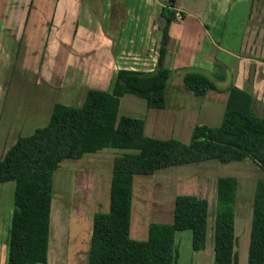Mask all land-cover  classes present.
Instances as JSON below:
<instances>
[{
  "label": "trees",
  "instance_id": "obj_1",
  "mask_svg": "<svg viewBox=\"0 0 264 264\" xmlns=\"http://www.w3.org/2000/svg\"><path fill=\"white\" fill-rule=\"evenodd\" d=\"M169 3L161 10L164 42L176 15L174 0ZM165 52L166 44L152 72L120 69L110 90L88 89L77 106L56 103L46 126L18 137L0 158V184L13 183L14 188L7 264H47L53 175L66 160H80L106 148L121 152L113 161L109 209L93 215L87 264H177L175 236L184 230L192 232L195 252L205 249L209 202L196 195H177L172 222L150 223L147 240L130 236L134 176L209 160L230 164L248 159L264 171V114L257 111L249 90L231 84L221 124L196 125L188 143L146 136L144 118L119 114L126 94L145 99L150 109L165 108V89L177 76L194 96L222 90L217 80L222 82L223 77L212 79L195 68H164ZM237 192L236 177L217 178L213 264H239ZM247 264H264V178L255 184Z\"/></svg>",
  "mask_w": 264,
  "mask_h": 264
},
{
  "label": "crops",
  "instance_id": "obj_2",
  "mask_svg": "<svg viewBox=\"0 0 264 264\" xmlns=\"http://www.w3.org/2000/svg\"><path fill=\"white\" fill-rule=\"evenodd\" d=\"M169 2L170 0H0V77L3 78L5 71H12L7 81H0V99L3 100L7 94L12 74L21 70L24 80L19 87L38 81V86L41 84L57 93L59 89L54 84L60 79L58 84L62 83L64 87L61 90H74V95L79 87L85 88L84 100L88 89L110 90L120 69L145 73L156 70L160 52L166 44L162 61L164 68L171 71L195 68L212 79L223 77L222 82L217 80V85L222 90H208L204 96H194L185 87L182 76H177L165 89L166 108L150 109L146 103L147 110L141 116L124 113L123 105L125 108L129 107L128 113L136 109V101H124L129 95L126 94L120 100L119 114L144 118L146 136L158 139L176 138L185 143L190 141L192 129L196 125L219 126L228 98L227 88L231 84L251 91L252 80L257 85L264 83V28L257 23L260 14L257 9L248 14L242 40L245 51L239 55L231 53L234 61L230 64L224 57L223 62L217 60L221 48L211 30L214 20L212 10L216 0H174L173 10L184 16H181V20L175 17L170 26L169 37L164 42L165 19L161 16V10ZM226 2L227 0L217 1L219 9ZM256 2L262 3L264 0H251L253 8ZM33 19L36 24L43 21L40 25L47 36L43 45L44 51L47 50L46 59L44 52L37 68L36 62H33L36 68L34 71L27 69L29 66L26 65L25 58L23 63H17L12 57L13 52L20 50L22 45V50H25L31 38L37 36L35 28L38 25L33 22L31 26L28 25ZM30 29H33L31 38L27 36ZM252 33L255 42L262 35L257 49L251 41ZM253 54L260 59H251ZM90 56L93 58L91 65H85ZM226 68L230 73L220 74V70ZM259 76L263 78L259 79ZM39 88L41 90L38 95L34 94L32 97L34 102L30 99L24 105L25 108L29 106L28 110H23L24 113L13 121L10 119L8 123H4L0 110V158L15 144L18 137L30 136L40 128L37 123H41V127L46 126L56 103L67 104L55 101L50 108L49 105L45 108L46 98L41 92L42 87ZM169 89L174 91H168ZM170 92L173 95L171 99ZM172 99L174 101L170 104ZM43 114H47L46 120ZM22 131L24 135H21ZM11 136L14 137V142L7 147ZM56 196L53 191L52 202L54 200L64 205L61 197Z\"/></svg>",
  "mask_w": 264,
  "mask_h": 264
},
{
  "label": "rangeland",
  "instance_id": "obj_3",
  "mask_svg": "<svg viewBox=\"0 0 264 264\" xmlns=\"http://www.w3.org/2000/svg\"><path fill=\"white\" fill-rule=\"evenodd\" d=\"M217 1L219 0H216L212 10L214 20L211 28L221 48L217 60L221 62L222 57H224L232 64L234 60L230 54L239 55L245 51V47L244 49L242 47V40L245 36L244 29L248 23L247 16L251 10L255 12L257 9V13L260 14L257 23H260V26L264 28V2H256L257 8L256 5L253 8L251 0H227L223 7L220 5L219 9ZM225 11L226 13H224ZM32 22L35 23V20L33 19L28 25L31 26ZM42 22L40 20L39 24L35 23L38 25L35 28L37 36L32 37L33 40L30 36L33 29L28 31L27 36H30L31 42L27 44L26 49L22 50L24 48L22 45L20 50L12 53V57L17 60V63L25 61L26 65L28 64V70L34 71L38 67L39 59L47 51L43 49L47 36L40 25ZM261 37L262 35L258 42H260ZM253 40L254 33L251 34V41ZM258 42L257 40L256 42L253 41L255 49L258 48ZM51 53L53 54L54 51ZM46 55L47 52L45 59ZM250 58L253 60L260 59L255 58L254 54ZM92 60L93 58L90 56L88 60L86 59L85 65H91ZM33 62H36V68ZM54 67L55 65H53ZM18 71L21 72V70ZM11 72L6 73L5 71L3 78L0 77V81H7ZM20 72L12 74L13 77L7 94L3 100L0 99V108H3L0 110L3 113L2 120L4 123H8L10 119L13 121L24 113L23 110H28L29 106L25 108L24 105L31 100L34 102L32 97L34 94L38 95L41 90L40 86L42 87L41 92L46 98L44 101L45 108L48 105L50 108L55 101L74 105L82 104L85 88L75 89L76 94L74 95V90H61L64 87L62 83L58 84L60 79L54 84L59 89L57 93L49 91L41 84L38 86V81H32L30 84L19 87L20 82L24 80ZM228 73H230L228 68L220 70V74ZM259 77V79L263 78L262 76ZM254 82L252 80L253 86L250 87V90L255 95L257 111L263 115L264 83L257 85ZM168 91L173 92L174 90L169 89ZM171 92L169 99L173 97ZM128 100L136 101L134 102L136 109L128 113L129 107L125 108L123 105L122 112L141 116L143 111L147 110L145 99L128 95L124 101L127 102ZM173 101L174 99L170 100L169 103L171 104ZM43 118L46 120L47 114H43ZM37 124H39L38 127H41V123ZM21 135H24L23 131ZM12 138L14 137L11 136L7 141V147L14 142ZM120 153L119 150L106 148L93 154H86L80 160H66L54 172L53 188L55 195L57 198L61 197L64 205L54 200L52 202L50 214L51 241L47 264H87L93 215L96 212H107L109 209L113 161ZM220 176H234L238 179L235 206V235L238 239L236 251L239 264H247L255 184L258 179L264 178V171L248 159L230 164H221L216 160H209L160 169L153 175L134 176L130 236L135 240L145 241L148 238L150 223L172 222L174 200L177 195L190 194L206 198L209 202L206 247L204 250L195 252L192 249V232L190 230L176 232L175 243L179 254L177 264H213L212 226L216 202V180ZM13 189V183L0 184V264H7L8 259L9 230L14 209Z\"/></svg>",
  "mask_w": 264,
  "mask_h": 264
},
{
  "label": "built area",
  "instance_id": "obj_4",
  "mask_svg": "<svg viewBox=\"0 0 264 264\" xmlns=\"http://www.w3.org/2000/svg\"><path fill=\"white\" fill-rule=\"evenodd\" d=\"M176 18H178L179 20H181V15L179 13L176 14Z\"/></svg>",
  "mask_w": 264,
  "mask_h": 264
}]
</instances>
